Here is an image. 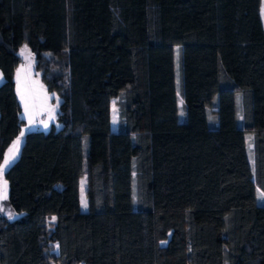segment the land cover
I'll use <instances>...</instances> for the list:
<instances>
[{
	"label": "trees",
	"instance_id": "obj_1",
	"mask_svg": "<svg viewBox=\"0 0 264 264\" xmlns=\"http://www.w3.org/2000/svg\"><path fill=\"white\" fill-rule=\"evenodd\" d=\"M260 6L0 0V164L24 123L21 45L62 98L61 127L26 132L4 173L0 264H264Z\"/></svg>",
	"mask_w": 264,
	"mask_h": 264
},
{
	"label": "rangeland",
	"instance_id": "obj_2",
	"mask_svg": "<svg viewBox=\"0 0 264 264\" xmlns=\"http://www.w3.org/2000/svg\"><path fill=\"white\" fill-rule=\"evenodd\" d=\"M262 8H264V0H261V6H260V15H261L262 24L264 27V13H262ZM17 54L19 55L21 62L18 64L14 72L15 91H16V95H17L18 101L20 102V106H21L20 118L24 120V123L21 126V130L18 136L11 142V145H9L8 148L6 149L4 153V158L0 165L4 164V160L6 156L10 154V149H12L13 144L17 140L18 137L20 138V147H21L23 138L26 132L34 131V130L48 131L51 125H54L55 128L61 127V124L57 121V117L60 112V104L62 101L61 96L55 91H48L42 79L41 71L36 69L35 67V56L25 44L21 45L18 48ZM174 63H175V69H176V84L178 86L179 73H178V49L177 48L174 49ZM2 81H3V75L0 70V84L2 83ZM120 99L121 98L119 95L116 98L112 99L111 105H110L111 128L114 131L118 129L119 123H120V117H119ZM181 101L182 99L178 92L177 93V104H178L179 120H182L184 116ZM45 123H47V127H45ZM22 132H23V135L21 136ZM250 137H251V134H246L247 155H248V160L250 162V165L252 167V152H251L250 140H249ZM20 147H19V150H20ZM18 154L15 157L14 161L18 157ZM13 162H11L10 165ZM9 166H7V168ZM5 171L0 173V186H3V184L6 182L5 177H4ZM83 182L85 185L84 191H86V177H84ZM259 193L260 192L257 193V201L258 203H261L262 199L258 198ZM82 200L86 202V205H87L85 192L82 196ZM86 208L87 206L86 207L82 206V209L86 210ZM14 214L17 215L14 212V210L11 208L8 202V199L0 200V215H4L7 217L11 216L12 218L10 219H13L14 217H16L14 216ZM50 251L55 253L56 245H54V248L53 249L51 248ZM49 264H53V263L51 262Z\"/></svg>",
	"mask_w": 264,
	"mask_h": 264
},
{
	"label": "snow or ice",
	"instance_id": "obj_3",
	"mask_svg": "<svg viewBox=\"0 0 264 264\" xmlns=\"http://www.w3.org/2000/svg\"><path fill=\"white\" fill-rule=\"evenodd\" d=\"M262 13H264V8H262ZM182 103V101H181ZM27 107V106H26ZM31 123V121H30ZM45 127H47V123H45ZM23 135V132L21 133V136ZM20 147V138L18 137L17 140L14 142L12 149H10V154L6 156L4 160V164L0 165V173L6 170L7 166L10 165L11 162L14 161L15 157L17 156L19 152ZM258 198L264 199V192L258 194ZM7 199V183L5 182L3 186H0V200ZM82 206L86 207V202L82 200ZM9 218H12L11 216ZM55 218L53 217V220Z\"/></svg>",
	"mask_w": 264,
	"mask_h": 264
},
{
	"label": "crops",
	"instance_id": "obj_4",
	"mask_svg": "<svg viewBox=\"0 0 264 264\" xmlns=\"http://www.w3.org/2000/svg\"><path fill=\"white\" fill-rule=\"evenodd\" d=\"M19 103H20V102H19ZM249 140H250V148H251V150H252V136L250 137ZM246 144H247V140H246ZM10 145H11V144H10ZM84 177H85V176H83V177L80 179V186H79V191H80V209H81L82 211H85L84 209H82V206H81V204H82V196H83V194H84V192H85V191H84V190H85V188H84L85 185H84V182H83V181H84ZM86 209H87V208H86ZM14 216H17V215L14 214ZM53 217H54V216L50 217V218L48 219V221H49V222H53V221L55 220V219L53 220ZM54 218H55V217H54Z\"/></svg>",
	"mask_w": 264,
	"mask_h": 264
}]
</instances>
